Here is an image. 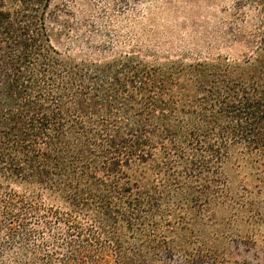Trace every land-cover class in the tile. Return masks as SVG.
<instances>
[{"label": "trees", "instance_id": "trees-1", "mask_svg": "<svg viewBox=\"0 0 264 264\" xmlns=\"http://www.w3.org/2000/svg\"><path fill=\"white\" fill-rule=\"evenodd\" d=\"M233 1L253 17L249 57L163 63L79 59L55 45L48 2L0 4V264L263 251L264 0Z\"/></svg>", "mask_w": 264, "mask_h": 264}, {"label": "rangeland", "instance_id": "rangeland-1", "mask_svg": "<svg viewBox=\"0 0 264 264\" xmlns=\"http://www.w3.org/2000/svg\"><path fill=\"white\" fill-rule=\"evenodd\" d=\"M44 2L49 3L45 14L55 45L79 59L106 60L135 53L158 63L223 57L241 61L253 53V17L235 12L233 0ZM238 241L231 239L222 245L229 264H264L260 245ZM172 260L185 263L178 255Z\"/></svg>", "mask_w": 264, "mask_h": 264}]
</instances>
